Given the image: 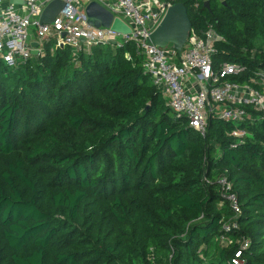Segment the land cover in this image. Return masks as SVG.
I'll return each mask as SVG.
<instances>
[{"label":"trees","instance_id":"16d2710c","mask_svg":"<svg viewBox=\"0 0 264 264\" xmlns=\"http://www.w3.org/2000/svg\"><path fill=\"white\" fill-rule=\"evenodd\" d=\"M205 1L173 0L226 38L215 67L245 65L246 81L264 68V0ZM143 64L132 44L74 57L52 40L0 62V264H234L244 239L243 264H264V119L211 116L202 136ZM224 175L242 206L230 232Z\"/></svg>","mask_w":264,"mask_h":264},{"label":"built area","instance_id":"2783aa9c","mask_svg":"<svg viewBox=\"0 0 264 264\" xmlns=\"http://www.w3.org/2000/svg\"><path fill=\"white\" fill-rule=\"evenodd\" d=\"M52 1L22 0L23 4H16L0 0V62L18 68L35 56L34 49L39 50L38 55H43L45 44L51 40L55 41V48L70 47L74 57L98 45L115 42V46L122 48L132 44L138 55L144 57L145 72L151 76L167 106L202 136L207 133L211 116L237 126L264 119V68L240 82L234 79L247 73V66L225 61L215 67L216 47L226 38L214 25H208L202 33L192 29L182 55L171 46L161 48L147 43L174 4L173 0H62L65 6L54 22L42 24L41 15ZM92 1L126 23L131 34L119 33L111 26L90 25L86 7ZM194 6L199 8V0ZM34 42L38 43L37 48ZM127 58L130 60L131 56L128 54ZM231 134L244 142L248 132L236 128ZM218 183L233 211L223 229L226 232L238 230V219L242 215L238 196L226 175L219 177ZM242 242L234 264H243V251L250 247L248 239Z\"/></svg>","mask_w":264,"mask_h":264},{"label":"water","instance_id":"95a60500","mask_svg":"<svg viewBox=\"0 0 264 264\" xmlns=\"http://www.w3.org/2000/svg\"><path fill=\"white\" fill-rule=\"evenodd\" d=\"M12 3L23 4L22 0H11ZM65 6L62 0H54L49 3L42 15V24H51L57 15ZM204 6L210 8V1L206 0ZM88 23L97 28L112 27L115 31L122 34H131V28L96 1H92L86 7ZM192 31V23L188 15L186 6L182 3H174L167 11L160 25L151 33L147 43L154 44L161 48L171 46L182 55L183 48L186 45ZM115 45V42H112ZM33 46L38 47L34 42ZM39 50L34 49L33 55H38Z\"/></svg>","mask_w":264,"mask_h":264}]
</instances>
